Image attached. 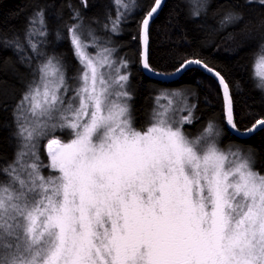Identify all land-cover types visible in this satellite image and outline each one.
<instances>
[{
	"label": "snow or ice",
	"instance_id": "1",
	"mask_svg": "<svg viewBox=\"0 0 264 264\" xmlns=\"http://www.w3.org/2000/svg\"><path fill=\"white\" fill-rule=\"evenodd\" d=\"M161 2L155 0L140 25L145 71H153L148 30ZM37 18L43 26V11L32 25ZM73 18L80 19L79 11ZM241 19L230 11L221 26ZM34 32L30 28L29 36ZM88 35L91 44L82 40L81 24L67 27L66 35L57 32L83 68L71 78L79 87L69 85L60 57L47 56L17 105L19 150L0 167V264H264V174L253 170L251 150L223 146L212 121L190 139L183 128L192 124L193 112L171 101L154 108L146 128L135 129L129 75L121 74L128 63L117 66L114 50ZM29 46L37 57L46 55ZM193 64L214 73L222 86L228 128L237 135L264 130V119H257L240 132L229 84L201 60L186 59L169 75ZM257 75L255 87L264 92V73ZM58 130L72 138L48 139L45 165L34 141L55 137ZM42 168L50 169L47 176Z\"/></svg>",
	"mask_w": 264,
	"mask_h": 264
},
{
	"label": "trees",
	"instance_id": "2",
	"mask_svg": "<svg viewBox=\"0 0 264 264\" xmlns=\"http://www.w3.org/2000/svg\"><path fill=\"white\" fill-rule=\"evenodd\" d=\"M201 1L164 0L149 26L148 62L152 70L169 74L184 60L199 59L220 72L230 86L237 126L240 131L246 130L257 119H264V93L255 87L253 78L254 60L264 43V4L205 0L204 8H198ZM86 2L87 7L84 0H0V167L10 163L17 152L14 109L27 84L37 78L38 73L34 75L33 70L38 64L47 56L56 55L67 66L69 80L81 71L68 41L57 39V32L66 35L67 27L81 24L99 37H108L117 57L127 61L132 114L137 127L144 128L148 123L152 101L164 87L183 89L194 117L192 124L184 127L186 133L192 135L212 121L221 141L250 149L255 169L264 173V130L244 139L229 132L223 123L221 87L214 78L190 68L177 80L162 82L141 71L140 25L155 0H131L115 32L111 29L119 16L114 0ZM40 11L44 13V25L39 24V18L32 25V19ZM75 11L80 13L79 20L73 18ZM230 11L240 14L242 19L221 26ZM30 28L35 29L31 36ZM41 31L46 34H36ZM30 43L46 55L37 57ZM192 105L196 107L192 109Z\"/></svg>",
	"mask_w": 264,
	"mask_h": 264
},
{
	"label": "rangeland",
	"instance_id": "3",
	"mask_svg": "<svg viewBox=\"0 0 264 264\" xmlns=\"http://www.w3.org/2000/svg\"><path fill=\"white\" fill-rule=\"evenodd\" d=\"M115 2V0H114ZM131 0H120V3L117 4L115 2V5L117 6L118 8V16L119 18L121 17L122 14H125L124 12L127 10L129 4H130ZM202 5H203V8L205 6V0H202L201 1ZM253 2H259V0H253ZM121 13V14H120ZM82 31H83V36H82V40L85 42V43H88V44H91L92 43V39L91 37L88 35L89 32H92V31H89L87 28H85L84 26H82ZM94 33V32H92ZM94 35L96 37L99 38V40L102 42L101 43V47H107V48H110V49H113V53H112V59L117 63V66H119L121 60L117 57L116 55V52H115V49L114 47L112 46V43L110 41V39L108 37H99L97 36L95 33ZM262 46H264V43L262 44ZM26 47L28 48V42L26 43ZM90 54H95V52L97 51V49L93 48V47H90L88 50H87ZM43 52V51H42ZM264 55V50H262V48L260 47V52L258 53V55L255 57V60H254V64H253V78L255 80V83L257 84L261 77L257 75V73H264V64H261L259 63V59L260 57ZM83 71V68L81 66V72ZM121 74H126V75H129L127 69H122V72ZM76 76V75H75ZM73 76V77H75ZM38 79V76L37 78ZM68 83L69 85L75 89L77 87H79V83L75 80H68ZM28 84L25 88V91L22 93L21 95V98L23 97L24 93L28 90ZM129 93L131 94L132 96V91H131V88H130V83L128 84V89ZM164 93H167L168 96L166 99H161V100H157V97H160L162 94ZM264 93V92H263ZM185 92L183 89H179V88H174V87H164L163 90H161L153 99L152 101V107L151 109L149 110V115H148V123L145 124L144 128H146L149 123L151 122V118H152V114H153V110L154 108H156V106L159 104L161 106H164V107H167L169 106V102L171 101L172 102V105H174L175 107H186L188 108L189 110H191L190 106L188 105L187 101L185 100ZM20 98V100H21ZM20 100L17 102L16 106H15V109H14V117H15V113L17 111V105L20 103ZM128 104H129V107H130V113H131V117H132V124H133V127L137 130H141L143 128H139L135 125L134 123V119H133V114H132V106H131V100L128 101ZM187 111L183 112V113H180L178 116H177V119L180 118V116L182 115H187ZM16 120V118H15ZM186 126V125H185ZM184 126V127H185ZM207 126V125H206ZM204 126V127H206ZM203 128H201L200 130H198L197 132H195L194 134L192 135H189L188 133H186L185 131V128H183V131L189 136L190 139H194L196 136L200 135L202 132H203ZM16 131H18V128H17V121H16ZM217 130V129H216ZM52 138H58L60 140H62L63 142H67L68 140H70L72 137L67 134L66 132H61V131H57L56 134H55V137H52V136H49L47 139L44 138V137H39L36 141H34V143L36 144V147L35 149H33L39 156H40V159L41 161H43V163L45 165L49 164V157H48V154H47V151H46V144L48 143V139H52ZM219 140H221L219 137H218ZM17 140H18V143H17V151L19 150V145H20V140L19 138L17 137ZM42 140H46V142H44L43 146H42V151H41V142ZM229 144H232L234 146H240L238 145L237 143H229ZM229 144H224L223 143V146H227ZM241 147V146H240ZM244 149V148H243ZM233 150H235V147L233 148ZM245 150V149H244ZM44 151V153H43ZM245 152L247 153L248 150H245ZM16 155V154H15ZM15 158V156H14ZM31 162V161H29ZM251 165H252V168L254 171H257L255 169V163H254V159L251 155V161H250ZM49 171L50 169H46V168H42L41 169V172L42 174H44L45 176H47L49 174ZM258 172V171H257ZM264 174V173H263Z\"/></svg>",
	"mask_w": 264,
	"mask_h": 264
},
{
	"label": "water",
	"instance_id": "4",
	"mask_svg": "<svg viewBox=\"0 0 264 264\" xmlns=\"http://www.w3.org/2000/svg\"><path fill=\"white\" fill-rule=\"evenodd\" d=\"M164 4V0H162L161 2V5L158 9V11L160 10V8L163 6ZM157 14V13H156ZM155 14V15H156ZM152 21V19H151ZM150 21V23H151ZM150 26V25H149ZM144 48L145 46L143 45L141 39H140V68H141V71L150 79H153V80H157V81H162V82H173L175 80H177L183 73V72H180V73H176L175 75H169V74H163V73H160V72H156V71H145L142 67V64H141V54L142 52L144 51ZM147 54H148V43H147ZM191 68H196V69H199L201 72H203L204 74L214 78V73H209L208 71L205 70V68L203 67V65L201 66H197L195 64L191 65ZM214 72H216L214 70ZM155 73V74H154ZM216 80V82L218 83V79L217 78H214ZM219 84V83H218ZM220 86V85H219ZM221 87V92H222V95H223V89H222V86ZM228 128V127H227ZM229 132L234 135L235 137L237 138H240V139H244V138H248L250 137L251 135H253L256 131L248 134V135H237L236 133H234L230 128H228ZM246 130H243V131H240L241 133L245 132ZM46 151H47V144H46Z\"/></svg>",
	"mask_w": 264,
	"mask_h": 264
}]
</instances>
